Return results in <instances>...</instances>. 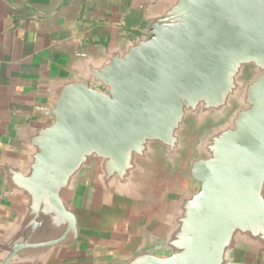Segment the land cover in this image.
Listing matches in <instances>:
<instances>
[{
  "label": "water",
  "instance_id": "water-1",
  "mask_svg": "<svg viewBox=\"0 0 264 264\" xmlns=\"http://www.w3.org/2000/svg\"><path fill=\"white\" fill-rule=\"evenodd\" d=\"M1 1L107 26L7 126L0 264H264V0Z\"/></svg>",
  "mask_w": 264,
  "mask_h": 264
},
{
  "label": "crops",
  "instance_id": "crops-1",
  "mask_svg": "<svg viewBox=\"0 0 264 264\" xmlns=\"http://www.w3.org/2000/svg\"><path fill=\"white\" fill-rule=\"evenodd\" d=\"M106 26L100 20L84 17L82 11H74L53 30H48L44 24L32 28L22 18V10L11 9L0 0V146L4 143L10 120L34 111L27 95L32 79L54 72L59 66L56 59L65 50L92 47L97 30ZM5 211L6 207L0 204V215ZM146 218L147 215L134 217L119 226L115 233L128 236L135 224ZM104 245L101 238L87 253L95 256L117 252L121 246L111 248L106 244L107 250L101 249Z\"/></svg>",
  "mask_w": 264,
  "mask_h": 264
},
{
  "label": "rangeland",
  "instance_id": "rangeland-1",
  "mask_svg": "<svg viewBox=\"0 0 264 264\" xmlns=\"http://www.w3.org/2000/svg\"><path fill=\"white\" fill-rule=\"evenodd\" d=\"M127 239V234L122 233H107L102 236V240L108 245L120 246ZM107 250V249H106Z\"/></svg>",
  "mask_w": 264,
  "mask_h": 264
},
{
  "label": "flooded vegetation",
  "instance_id": "flooded-vegetation-1",
  "mask_svg": "<svg viewBox=\"0 0 264 264\" xmlns=\"http://www.w3.org/2000/svg\"><path fill=\"white\" fill-rule=\"evenodd\" d=\"M90 26H91V25H90ZM122 234H123V233H122ZM106 244H107V243H105V245H106ZM105 245H104V246H102V247H101V249H106V248L108 247V246H105ZM110 246H111V248H114V247H116V245H114V244H113V245H110Z\"/></svg>",
  "mask_w": 264,
  "mask_h": 264
}]
</instances>
